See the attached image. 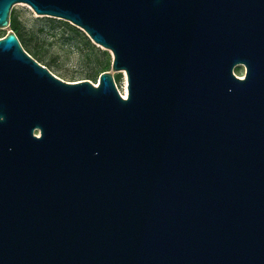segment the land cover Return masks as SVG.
<instances>
[{"label": "water", "instance_id": "obj_1", "mask_svg": "<svg viewBox=\"0 0 264 264\" xmlns=\"http://www.w3.org/2000/svg\"><path fill=\"white\" fill-rule=\"evenodd\" d=\"M19 2L126 96L0 37V264H264V0Z\"/></svg>", "mask_w": 264, "mask_h": 264}, {"label": "rangeland", "instance_id": "obj_2", "mask_svg": "<svg viewBox=\"0 0 264 264\" xmlns=\"http://www.w3.org/2000/svg\"><path fill=\"white\" fill-rule=\"evenodd\" d=\"M12 9L18 15V19L29 28L33 35V42L38 45L45 57L50 60L58 70H52V73L63 80L73 79L71 81L88 79L93 84H97L98 77L93 80L86 74V63L82 57V52L77 48L76 42L63 31L60 26H50L45 17L38 16L27 4L15 3ZM56 19V18H55ZM4 29L5 33L8 30ZM1 30V29H0ZM111 71V69H109ZM113 75L118 72H113ZM244 69L239 67L234 73L238 77H243ZM72 78L63 75H72ZM120 93L125 90V76L120 72V80L115 82Z\"/></svg>", "mask_w": 264, "mask_h": 264}, {"label": "trees", "instance_id": "obj_3", "mask_svg": "<svg viewBox=\"0 0 264 264\" xmlns=\"http://www.w3.org/2000/svg\"><path fill=\"white\" fill-rule=\"evenodd\" d=\"M45 20L50 26H60L63 31H65L68 36L76 42V46L82 52V57L84 58L87 66V76L92 77L93 80H95L101 72L110 69V53L107 50L93 44L82 30L61 19L45 17ZM8 28L14 31L21 46L31 57L43 66L47 67L51 72L52 70H58L55 66H53L52 62L45 57L38 45L33 42L31 30L22 24L13 9L10 11ZM4 34L5 31L0 30V37ZM63 76L72 78L74 74ZM113 78L115 82H118L120 80V72L115 73ZM68 80L71 81L73 79Z\"/></svg>", "mask_w": 264, "mask_h": 264}, {"label": "flooded vegetation", "instance_id": "obj_4", "mask_svg": "<svg viewBox=\"0 0 264 264\" xmlns=\"http://www.w3.org/2000/svg\"><path fill=\"white\" fill-rule=\"evenodd\" d=\"M242 65H239V66H236L234 69H235V71H237V69L239 68V67H241ZM243 67V66H242ZM243 69H244V67H243ZM234 71V70H233ZM243 76H244V72H243ZM240 78H242V77H240Z\"/></svg>", "mask_w": 264, "mask_h": 264}, {"label": "bare ground", "instance_id": "obj_5", "mask_svg": "<svg viewBox=\"0 0 264 264\" xmlns=\"http://www.w3.org/2000/svg\"><path fill=\"white\" fill-rule=\"evenodd\" d=\"M121 95L124 97L126 96V88H125L124 92L121 93Z\"/></svg>", "mask_w": 264, "mask_h": 264}]
</instances>
